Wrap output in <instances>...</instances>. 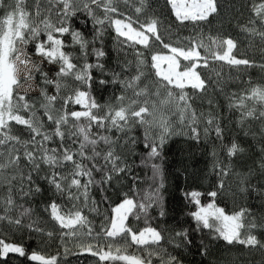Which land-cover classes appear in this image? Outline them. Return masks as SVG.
Here are the masks:
<instances>
[{
	"label": "snow or ice",
	"instance_id": "snow-or-ice-1",
	"mask_svg": "<svg viewBox=\"0 0 264 264\" xmlns=\"http://www.w3.org/2000/svg\"><path fill=\"white\" fill-rule=\"evenodd\" d=\"M165 3L168 16L149 14V0H0V264L85 254L94 264H184L177 249L211 254L205 232L264 255V82L249 75L226 90L232 70L264 71V0H248L236 24L248 48L259 42V63L239 39L211 32L222 0ZM175 138L206 160L193 183L215 182L181 190L194 224L169 230L152 221L169 217ZM226 193L259 203L229 213L217 203ZM33 234L41 247L24 244ZM55 241L62 252L43 250Z\"/></svg>",
	"mask_w": 264,
	"mask_h": 264
},
{
	"label": "trees",
	"instance_id": "trees-1",
	"mask_svg": "<svg viewBox=\"0 0 264 264\" xmlns=\"http://www.w3.org/2000/svg\"><path fill=\"white\" fill-rule=\"evenodd\" d=\"M33 3V0H28L29 6ZM151 9L149 14L153 11L157 14L163 13L164 16L169 15V9L166 6L165 0H149ZM248 3V0H222L224 5L221 14L216 20L213 21V24L210 26V30L213 34L219 32L220 35H231L234 38H237L241 42V51L247 50L250 58L255 59L258 63L261 62V54L257 50L259 42L256 41L254 47L248 48L249 41L245 38L244 34L239 31L236 27L237 20L244 22L248 18V11L245 5ZM122 10L129 11L124 5H121ZM243 11L244 15L239 16V12ZM143 19V17H142ZM207 30V29H206ZM190 34L189 29H180L179 35L181 37L188 36ZM165 40L168 41V34L165 33ZM170 42V41H168ZM107 48L109 51V62L115 57V53L112 50V40L109 37L106 41ZM132 59L131 54L128 57ZM219 68V65H216ZM224 79H229L230 70L227 66L223 68ZM231 77L233 80L229 82L228 89L226 90H235L240 86L241 79L246 80L250 75L254 82H264V71H261L259 68L248 69L240 79H236L237 73L235 70L231 71ZM110 95V90H101L96 93L97 99L103 103ZM206 99V98H205ZM216 99L220 100L223 105V98L216 94ZM202 99H197L196 104L201 105ZM206 107V104H204ZM225 115H228L225 110ZM235 131V130H234ZM240 140L244 143L245 147L250 143H254L251 137H243L240 134ZM188 145L182 138H175L168 146H166L167 159L169 161V172H168V184L170 186L169 191V217L167 222H163L159 219L153 220L152 223L155 226L159 224L162 228H168L169 230L178 229L179 227L187 228L190 225H193L194 222L186 215L190 206L186 205V201L182 198L181 190H191L196 188L204 193H207L210 190H213L212 185L214 184V178H209L208 180H197L193 183L191 176L194 172H200V170L207 167V163L204 157L201 156L199 151H195L194 154L189 155ZM251 163V161H248ZM143 175V172L140 173ZM179 186L178 188L176 186ZM210 197L203 198V202L210 200ZM217 203L225 207L226 212L231 213L232 211L238 210L240 207L246 206V204H257L258 201L246 200L245 198H233L230 193H226L223 197L217 198ZM259 212V209L257 208ZM97 225L101 221V217L92 214ZM45 219L47 217L45 216ZM136 227H143V221L135 222L133 221ZM48 228H52V224L48 223ZM198 235H205V242L209 244L210 255H201L198 250L195 248L190 249H177V252H180L182 258L184 259V264H225L226 259L232 258H242L247 264H264V255L259 251L253 250L249 252L247 249H243L240 246H228L222 241H211V238L208 237L205 233H200ZM12 240L19 242L20 234L15 236L7 237ZM41 239L36 234H33L31 238L27 235L24 236V244L26 246H31V248L41 247ZM59 242L55 241L52 243L51 247H45L43 250L49 254H56L57 251H63L62 248L58 247ZM72 247V245H69ZM75 250V249H74ZM95 258L90 255H68L67 259L63 261V264H94ZM12 264H26V262L13 259Z\"/></svg>",
	"mask_w": 264,
	"mask_h": 264
},
{
	"label": "rangeland",
	"instance_id": "rangeland-1",
	"mask_svg": "<svg viewBox=\"0 0 264 264\" xmlns=\"http://www.w3.org/2000/svg\"><path fill=\"white\" fill-rule=\"evenodd\" d=\"M209 200H207L206 202H204V203H207Z\"/></svg>",
	"mask_w": 264,
	"mask_h": 264
}]
</instances>
